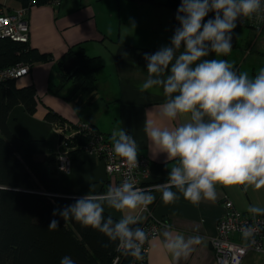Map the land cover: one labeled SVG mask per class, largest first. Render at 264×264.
Segmentation results:
<instances>
[{
    "label": "clouds",
    "instance_id": "1",
    "mask_svg": "<svg viewBox=\"0 0 264 264\" xmlns=\"http://www.w3.org/2000/svg\"><path fill=\"white\" fill-rule=\"evenodd\" d=\"M262 11L264 0H181L175 14L178 26L168 44L144 54L147 76L138 86L141 93L162 90L165 98L156 108V117L165 126L146 120L144 132L156 156H165L167 179L154 189L136 187L125 179L103 194L91 186L74 203L54 209L53 216L91 227L109 241L104 247L115 243L125 255L142 259V246L149 237L132 213L155 201L153 190L161 193L165 204L174 202L177 193L198 204L214 201L218 185L264 187V67L250 76L225 59H204L213 53L229 54L237 22ZM130 27H135L134 21ZM111 140L116 155L130 166L137 163V142L124 128H114ZM106 207L121 217L105 216ZM247 211L264 215V207L256 205ZM58 225L59 220L53 219L49 229ZM244 235L253 233L246 228ZM164 237V247L177 261L200 240L183 235L172 240L168 233ZM60 264L76 261L65 255Z\"/></svg>",
    "mask_w": 264,
    "mask_h": 264
},
{
    "label": "crops",
    "instance_id": "2",
    "mask_svg": "<svg viewBox=\"0 0 264 264\" xmlns=\"http://www.w3.org/2000/svg\"><path fill=\"white\" fill-rule=\"evenodd\" d=\"M125 2L131 18L128 25L132 21L135 22L133 36L121 37L120 34L117 36L107 30V22L103 16H115L116 3L112 1L60 0L56 7L43 6L33 8L31 12L29 10L30 14L27 16L29 43L40 52L51 53L52 60L43 61L47 62L43 64L36 62L28 75L22 76L23 79L17 86L33 84L37 105L33 113H28L21 104L16 105L8 115L7 124L11 131L22 139L44 138L47 144L46 151L52 154L55 153L57 144L55 147L52 145L49 147V141L53 132L52 125L56 120L49 121L45 118L48 110L54 111L62 118L59 121H87L98 131L110 135L114 128H124L134 135L138 153L146 154L150 159L148 182L161 183L167 179L165 156L164 154L156 156V150L144 132V124L146 120H151L158 126H165L164 122L156 117V108L165 98L162 90L160 93L156 91L141 93L138 86L147 76L144 54L156 52L161 46L168 44L173 35L171 12L164 4L144 3L139 0ZM21 4L20 0H7L9 9L17 8ZM0 8H3L2 1ZM112 10L114 12H110ZM139 28L154 31L155 35L147 39L141 37L146 39V42H137ZM262 34L256 40L260 50L264 47ZM90 41L102 45L103 50L88 52L86 45ZM256 41L252 44L255 45ZM78 44L89 56L94 57L93 65L97 67V90L94 105L90 110L79 104L77 99L70 96L65 98L71 91L72 83L61 85L60 80L56 82L54 74L57 69L52 68L69 47ZM103 53H106V56ZM107 70L108 77L105 74ZM60 88L66 92H61ZM62 98L67 101L59 100ZM106 105L113 107L110 109L107 106L109 108L102 110L107 113L106 119L98 117L100 106L104 108ZM107 120L108 125H105ZM54 170L59 182L74 195L87 194L91 186L98 194H103L109 186H116L112 178L107 176L104 162L84 151L74 156L70 171L58 170L56 163ZM216 193L214 201L201 200L198 204L191 203L177 193L178 198L174 202L165 204L161 199V193L152 191L156 197L152 213L156 218L163 220L164 224L149 240L146 264H217L209 238L216 233L217 221L224 212V199H230L240 211L248 212L249 205L264 207V187L256 189L249 186L245 190L244 186L218 185ZM105 211L117 218L121 217V213L113 209L106 207ZM136 212L137 210L132 214L136 215ZM164 233H168L169 239L172 240L179 235L186 239L198 236L200 240L192 245V250L187 256H182L177 261L164 247ZM233 239L244 241L238 236H234ZM263 259L261 251L250 250L240 264H263Z\"/></svg>",
    "mask_w": 264,
    "mask_h": 264
},
{
    "label": "trees",
    "instance_id": "3",
    "mask_svg": "<svg viewBox=\"0 0 264 264\" xmlns=\"http://www.w3.org/2000/svg\"><path fill=\"white\" fill-rule=\"evenodd\" d=\"M20 1L26 3V0ZM139 1L167 6L173 33L178 26L175 14L181 0ZM232 44L234 47V34ZM71 57L76 60V67L66 72L63 63ZM212 58H216L214 53L204 57ZM93 59L78 44L69 47L56 61L61 85L72 83L65 98L77 99L88 110L94 105L97 90V67ZM49 60H52L51 53L40 52L29 43L0 39V69L17 62L32 67L36 62ZM18 104L28 113L34 112L37 105L34 85L18 87L14 78L0 80V264H60L65 255L71 256L76 264H112L115 257H118L116 264H131L135 258L125 255L115 243L103 246L109 241L99 231L53 216L54 209L74 203L79 196L59 182L54 170L55 153H47L44 138L22 139L9 128L8 115ZM45 118L62 120L52 110H48ZM78 140L84 142V136H78ZM80 150L83 151L76 147L69 151L71 160ZM104 215L111 214L105 211ZM53 219L59 220V225L50 230ZM143 263L146 264V257Z\"/></svg>",
    "mask_w": 264,
    "mask_h": 264
},
{
    "label": "built area",
    "instance_id": "4",
    "mask_svg": "<svg viewBox=\"0 0 264 264\" xmlns=\"http://www.w3.org/2000/svg\"><path fill=\"white\" fill-rule=\"evenodd\" d=\"M3 8H0V39H9L15 42L29 43L30 30L28 13L32 5L39 1L50 4L53 7L59 5L60 0H26L17 8L9 9L7 0H1ZM237 25L249 26L254 29V42L264 31V11L254 15L252 18H241ZM30 44V43H29ZM31 66L28 63L17 62L0 69V80L18 78L29 73ZM57 135V146L55 151V163L58 170L68 172L71 169L72 160L69 151L80 147L84 152L99 157L104 162L106 174L118 186L123 180L129 179L136 187L154 189L161 183H149L150 159L146 154L138 153L137 163L130 166L126 159L116 155L112 151L111 135L98 131L87 121H59L52 125ZM133 138L134 135L127 131ZM78 136H84V142L80 143ZM77 137V138H75ZM75 138V139H74ZM74 139V143L71 144ZM152 204L145 209H137L136 215L140 220L139 227L148 233V239L142 246L141 259H134L131 264H144L149 240L155 236L164 221L156 218L152 213ZM224 212L216 224V233L209 238L217 264H240L244 255L250 250L261 251L264 257V215H252L237 209L228 198L223 202ZM251 229L253 235L245 237L244 230ZM238 236L243 242L233 239ZM254 241V243H253ZM115 257L112 264H116ZM264 264V259H263Z\"/></svg>",
    "mask_w": 264,
    "mask_h": 264
},
{
    "label": "rangeland",
    "instance_id": "5",
    "mask_svg": "<svg viewBox=\"0 0 264 264\" xmlns=\"http://www.w3.org/2000/svg\"><path fill=\"white\" fill-rule=\"evenodd\" d=\"M104 1H112L114 3L118 1L115 4V16H112V17L108 15L103 16V19L107 22V25H106L107 30H109L110 32H114V34H116L117 36L118 34H120L121 37H123L124 35L133 36L132 34L134 33V30L133 28L130 27V25H128V22L131 20V18L129 17V9L126 7L127 4L125 2L128 0H104ZM135 1H138V0H135ZM144 3H152V2H144ZM43 6L51 7L52 5L46 4V3L45 4H34L31 6L30 12L33 8L43 7ZM165 7L168 11H170L167 6ZM110 12H114V10ZM139 31L140 33L136 36L137 42H146L147 38L155 35L154 31L152 32L150 30H146L142 28H139ZM234 33H235V46L232 47L231 52L227 54L226 56H220L216 58L224 59L225 57V60L233 64V66L238 71H246L249 73L250 76H254L261 67H264V47L262 48V50L258 49L259 48L258 41H256L255 45L252 44L254 37H255V31L254 29L252 30V28H250L249 26L237 25V27L234 29ZM156 36H160V35H156ZM262 36H264V33L262 34ZM141 37H144L146 39H141ZM86 47L89 49L88 52L90 53L100 52L101 50H103V46L94 41H90V43H88ZM96 54H99V53H96ZM103 54L106 56V53H103ZM43 63H47V62H39V64H43ZM52 68L53 70H56V63L53 64ZM105 74L108 77L109 71L107 70ZM54 75H55V79L57 80L56 82H59L60 78L58 76V73L55 72ZM22 79H23L22 76L16 78L15 79L16 84H20ZM64 85H66V83ZM60 90L61 92H66L65 89L63 88H60ZM63 99L67 101V99L65 98H62L59 100L63 101ZM100 101L102 100H99V102ZM40 103L43 104L41 100H40ZM107 106H109L110 109L113 108L111 107V105H106L104 106V108L100 106L101 111L98 113V117L106 119L107 113L103 112L102 110L109 108ZM74 122H78V121H74ZM108 122L109 120L105 122V125H108ZM56 144H57V135L53 131L51 134L50 141H49V147L51 145L55 147Z\"/></svg>",
    "mask_w": 264,
    "mask_h": 264
},
{
    "label": "water",
    "instance_id": "6",
    "mask_svg": "<svg viewBox=\"0 0 264 264\" xmlns=\"http://www.w3.org/2000/svg\"><path fill=\"white\" fill-rule=\"evenodd\" d=\"M75 67H76V60L72 57L66 59L63 63V68H64V71L66 72H71ZM75 196H79V195H75Z\"/></svg>",
    "mask_w": 264,
    "mask_h": 264
}]
</instances>
